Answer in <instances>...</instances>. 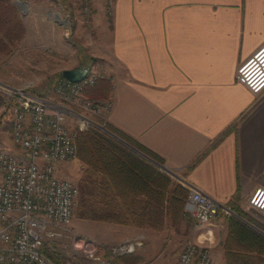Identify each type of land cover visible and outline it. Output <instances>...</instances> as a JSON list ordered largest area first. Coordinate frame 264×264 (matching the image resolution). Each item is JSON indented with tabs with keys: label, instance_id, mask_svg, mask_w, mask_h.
<instances>
[{
	"label": "crops",
	"instance_id": "crops-1",
	"mask_svg": "<svg viewBox=\"0 0 264 264\" xmlns=\"http://www.w3.org/2000/svg\"><path fill=\"white\" fill-rule=\"evenodd\" d=\"M90 3L92 37L86 41L83 36V13L81 25L73 22L74 34L81 36V60L89 54L105 64L108 123L158 157L160 162L137 152L159 171L171 177L169 171L179 173L186 184L222 205L207 224L195 226L182 216L173 231L205 243L211 262L219 264H228L224 243L229 251L247 252L248 244L255 249L260 241L245 229L236 233L245 237L227 240V223L234 217L264 236V214L247 203L253 191L264 189V92L255 95L235 79L236 65L264 44V0ZM57 4L69 14L70 7ZM78 11L72 9L74 15ZM71 24L66 18L54 19L51 31L68 39ZM66 68L73 66L61 70ZM107 227L111 232L104 239L81 234L109 245L140 233L152 239L157 233L135 226Z\"/></svg>",
	"mask_w": 264,
	"mask_h": 264
},
{
	"label": "built area",
	"instance_id": "built-area-1",
	"mask_svg": "<svg viewBox=\"0 0 264 264\" xmlns=\"http://www.w3.org/2000/svg\"><path fill=\"white\" fill-rule=\"evenodd\" d=\"M78 1L81 12L88 14L90 0ZM101 76L88 66L79 81L61 77L53 86L56 99L0 82L6 95L0 112L13 114L11 138L17 147L13 153L0 149V264H114L115 257L142 244L134 237L105 245L77 234L71 224L77 187L56 175L59 164L75 156L76 128H104L94 117L107 121L111 99L83 94ZM236 80L255 95L264 92V44L237 66ZM175 175L188 189L184 218L195 226L207 224L221 203ZM247 203L264 214V189L253 191ZM178 264H211L209 247L198 240L186 243Z\"/></svg>",
	"mask_w": 264,
	"mask_h": 264
},
{
	"label": "rangeland",
	"instance_id": "rangeland-1",
	"mask_svg": "<svg viewBox=\"0 0 264 264\" xmlns=\"http://www.w3.org/2000/svg\"><path fill=\"white\" fill-rule=\"evenodd\" d=\"M6 1L7 2L4 3L6 8L3 7L5 19L1 26L2 31H0V82L13 88H24L25 90L35 94L56 99L57 97L53 93V86L61 79L59 71L64 66H73V68H77L81 65L85 66L91 64L89 66H93L97 73L102 74L101 77H107L104 73L105 64L101 62L100 59L86 54L85 58L81 60V53L83 52L80 44L81 36L77 38L74 34V31L77 30V28L74 26L73 22L75 23L77 20H79L81 25L82 12L78 11V13L75 15L72 13V9H80V2L78 0ZM59 1L60 3H63V6L66 5L67 7H70L68 10L70 16H68L69 14L66 12V10L63 13L61 10H59L61 9V7L57 4ZM19 4L21 5L20 9L18 8ZM55 11L56 14L53 15ZM89 13H83L84 17H82V19H84L82 22L84 27L83 36L85 37L86 41H88L93 34L89 26ZM64 14H68V17L64 16ZM64 18H66L68 23H72L70 28H68V39L62 38L60 34H53L51 31V24L54 22V19H59L62 21ZM72 18L73 20H70ZM62 25H64V23H62ZM22 36H25V40L20 41ZM32 36L38 38L35 43L30 42L32 40ZM260 46L261 45H259L257 48ZM241 62H239V64ZM239 64L236 65V68ZM89 86L91 85H87L84 88ZM83 94L86 97H89L88 94L84 92V89ZM109 96L110 92H108V95L104 98H109ZM104 98H98L94 100H101ZM5 99L6 95L0 92V109ZM12 117V113L7 114L0 112V149L9 152L17 150V147L13 144L11 138ZM97 121L103 125L105 130L109 131L105 127V124L108 121L104 122L102 119H98ZM90 127L83 129H75L74 127L76 136L78 133L90 129ZM96 128L108 134L101 127L98 126ZM112 134L114 135V133ZM108 135L113 137L110 134ZM113 138L116 139L115 137ZM116 140L119 141L118 139ZM120 142L128 147L126 144H124V142ZM174 173L176 174V172ZM100 174V169L97 172L86 169V165L78 152L77 145L74 158L65 163L59 164L58 170L56 172V175L70 180L77 187V195L74 198L73 217L71 220V224L75 226V228L72 226L73 229H75L77 234H81L82 232L87 235L104 239L111 232L110 230H107L108 224L121 225L124 227L131 225L92 220L81 218L76 215L75 209L80 188L81 191H83L82 197L84 199H89L90 202L97 200L98 202L106 201L102 195L99 196L95 194L93 196L91 194L92 191H95V189L97 190L100 187L102 188L104 183L108 182V176L105 173H102L101 175ZM171 178L178 181L176 176H172ZM185 220L191 221L188 218H185ZM94 223H96V228H99L100 232L97 229H94ZM174 229L175 227L167 226L159 231H155L157 233H154V235L151 236L152 239L148 238L142 233L129 237H137L142 241V244L129 255L126 254L117 256L116 264H178V256L181 249L186 243L194 241V239L190 238L188 234L184 235L182 233L174 232ZM121 241L109 245H115ZM211 263L219 264L217 261H213Z\"/></svg>",
	"mask_w": 264,
	"mask_h": 264
},
{
	"label": "trees",
	"instance_id": "trees-1",
	"mask_svg": "<svg viewBox=\"0 0 264 264\" xmlns=\"http://www.w3.org/2000/svg\"><path fill=\"white\" fill-rule=\"evenodd\" d=\"M5 2L7 1L0 0V31L5 19L3 13V9L6 8ZM109 86V80L101 77L93 85L84 88V92L92 99L104 98L108 95ZM94 119L99 118L94 117ZM105 127L151 159L160 162L158 157L108 122ZM76 145L86 169L95 172L100 169L101 174L105 173L109 178L102 188L91 192L93 196L102 195L106 200L104 202L98 200L90 202L89 199H84L80 188L75 209L78 217L155 231L167 226L176 227L184 219L182 216L188 189L168 174L159 171L150 161L96 127L78 133ZM228 207L238 215H243L233 203H229ZM239 229L250 231L249 236L255 237L260 244H256L255 249L251 244L245 245L249 249L246 252L229 251L227 243H224L227 263L264 264V236H259L236 218L231 217L227 223V240H240V237H245L244 234L240 237L236 235ZM48 255L52 257L51 254ZM239 258H242L241 262L231 261ZM113 263H117L116 257Z\"/></svg>",
	"mask_w": 264,
	"mask_h": 264
},
{
	"label": "water",
	"instance_id": "water-1",
	"mask_svg": "<svg viewBox=\"0 0 264 264\" xmlns=\"http://www.w3.org/2000/svg\"><path fill=\"white\" fill-rule=\"evenodd\" d=\"M21 5H18V8L20 9ZM87 74V67L86 66H79L77 68H66V69H62L60 71V75L62 78H65L71 82H75V81H79L82 78H84ZM103 130H105L104 128H102ZM108 134H110L111 136L115 137L116 139H118L119 141L124 142V144H126L128 147L132 148L131 145H129V143L123 141L122 139L116 137L115 135H113L111 132L105 130ZM136 152L139 153V150L134 149ZM141 154V153H140ZM173 171H169V173H171ZM173 176H177V175H173Z\"/></svg>",
	"mask_w": 264,
	"mask_h": 264
}]
</instances>
